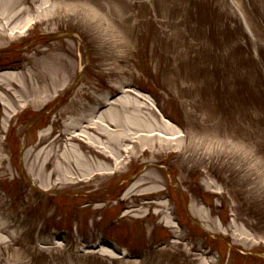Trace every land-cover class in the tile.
<instances>
[{"label":"rangeland","instance_id":"374dc122","mask_svg":"<svg viewBox=\"0 0 264 264\" xmlns=\"http://www.w3.org/2000/svg\"><path fill=\"white\" fill-rule=\"evenodd\" d=\"M11 6L0 68L44 92L0 133V264H264V0Z\"/></svg>","mask_w":264,"mask_h":264},{"label":"bare ground","instance_id":"6f19581e","mask_svg":"<svg viewBox=\"0 0 264 264\" xmlns=\"http://www.w3.org/2000/svg\"><path fill=\"white\" fill-rule=\"evenodd\" d=\"M6 8V9H5ZM0 9V48L4 47L17 33H22L29 25L31 18L22 19L23 14L27 12L25 8H18L16 6L5 7ZM16 34V35H17ZM51 49L47 50H37L38 54L44 55L48 58L49 68L55 69L56 64L60 65L63 70H66L68 65L64 56L56 55L54 56L50 53ZM23 75V73L17 72H8L2 70L0 68V133L5 131L4 128V120H7L9 123L13 121V119L20 113V109L18 108V104L22 102H32L41 98V95L44 92L42 88H36L34 85L26 86L21 81L18 80V76ZM52 78L51 84L55 85V81ZM62 115V114H60ZM54 125H58L60 120H54ZM88 128V126H84ZM166 127L169 128L167 125ZM70 129V128H68ZM67 129V130H68ZM62 132L56 139H54L49 145L50 148H53L54 143L58 140H67L70 139L72 141L80 142V138L84 136L82 133H69V131ZM83 132V130H82ZM154 131H152L153 133ZM48 135H42L41 141L48 139ZM46 148L40 150L44 151ZM148 151H144L146 154ZM46 157L44 158V163L42 166V170L47 171L50 170L55 172V160L53 152L45 151ZM99 155L100 153H96ZM103 156V155H101ZM61 164H66L65 159H62L59 164H56L58 167Z\"/></svg>","mask_w":264,"mask_h":264}]
</instances>
